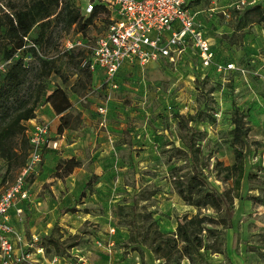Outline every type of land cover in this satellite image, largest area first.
I'll use <instances>...</instances> for the list:
<instances>
[{
  "label": "rangeland",
  "instance_id": "374dc122",
  "mask_svg": "<svg viewBox=\"0 0 264 264\" xmlns=\"http://www.w3.org/2000/svg\"><path fill=\"white\" fill-rule=\"evenodd\" d=\"M35 1L0 0V49H13L11 39L5 35V13H14ZM66 3L86 13L88 0H61L50 20L47 39L26 66L20 94L0 111V130L19 103L31 99L39 85H46L47 93L60 86L72 102V123L63 133L58 127L53 130L54 139L59 140L57 152L73 155L76 152L72 144L79 141L78 137L86 139L81 153L89 166L87 171L75 169L66 178H56L57 164L68 159L56 156V166L29 176L30 207L15 219L24 245H43L46 253L50 249L48 253L56 255L54 247L43 239L53 232L65 241L64 245L75 241L73 236L78 237L75 247L63 251L68 261H76L73 253L79 251L94 264H193L186 257L180 258L177 246L163 244L160 253L151 246L156 228L169 235L180 219L199 212L182 199L175 184L176 175L191 171L186 145L191 136L200 149L199 167L220 191L231 184V180H221L220 175L224 166L235 162V147L245 156V175L241 197L234 201L233 225L220 233L224 253L201 249L204 258L196 256L195 264H264V24L247 12L255 4L264 5V0H192L200 22L230 52L236 65L235 71L223 74L222 84L212 79L199 81L193 72L176 70L169 62L167 67L136 68L124 74L105 115L96 109L105 101V95L94 90L93 79L81 64L84 51H63L67 39L85 35L94 40L104 33L108 23L101 14L85 33L77 32L76 24L69 27L66 23ZM37 31L33 30V37ZM44 56L56 63L49 75L42 66ZM47 103L46 96H42L37 110ZM54 114L60 124L59 115ZM236 118L243 119L247 136L235 146ZM28 130L30 127L7 141L8 159L0 157V194L14 182L27 161ZM96 162L100 166L95 193L87 192L83 197V183L91 177V166ZM202 213L215 214L212 208H203ZM33 257L38 259L36 254Z\"/></svg>",
  "mask_w": 264,
  "mask_h": 264
},
{
  "label": "trees",
  "instance_id": "16d2710c",
  "mask_svg": "<svg viewBox=\"0 0 264 264\" xmlns=\"http://www.w3.org/2000/svg\"><path fill=\"white\" fill-rule=\"evenodd\" d=\"M60 4L61 0H36L29 7L16 10L14 13H5V35L11 39L13 49L10 52L2 48L0 49L1 58H12L8 71L3 76H0V111L20 94L25 81L24 75L26 66H28L32 60H25V57L29 54L34 57V52L37 51L33 46H29V44L35 43L40 47V44L47 39V30L51 22L50 20L52 16L57 13ZM247 12L253 13L254 16L257 17V22L264 24V5L260 3L255 4L250 7ZM64 13L67 25L70 27L76 24L79 28L77 32L81 33H85L94 19L101 14L105 16L104 19L107 23L110 16L106 5L98 1L94 3L92 11L84 12L86 15H84L79 8H73L70 3L64 5ZM83 17L85 20L82 23ZM35 28H38V31L35 37H33L32 32ZM19 50V55L15 56ZM76 50L77 49H74L66 53H72ZM42 66L45 73L49 75L56 68V63L53 58L44 56L42 57ZM85 70L91 76L89 69L85 68ZM57 72H60V70L57 69ZM196 76L197 80H202L200 78L201 75L197 74ZM212 76L215 78L214 81L216 83L222 84L221 79L216 78L214 73L207 74L204 80L207 81ZM45 89L46 85H39L36 92L32 94L31 99L21 101L11 118L7 121V124L0 130V157L8 159L10 153L7 146L8 139L17 132H26L27 126L25 121L36 117L37 107L44 95L46 96V102H49L55 112L60 116L59 133H63L64 130L71 125L72 116L69 110L72 106V102L67 91L60 86L50 93H47ZM180 120L182 121L181 118ZM234 125L233 143L236 146L238 143L245 140L247 128L242 118H236L234 120ZM186 142L192 168L188 173L176 175L175 184L177 192L182 199L188 204L197 207L199 212L193 216H185L180 219L177 223L176 230L169 235H166L156 228L152 233L151 246H153L154 251L157 253H160L164 248L163 244L169 247L177 246L181 253L180 258L186 257L195 264L196 256L204 258L201 254V249L213 253H224V237L220 233H222L224 229L231 228L233 225L234 201L236 198L241 197L240 190L245 175V156L243 151L236 146L234 151L235 162L232 165L224 166L223 168L225 171L220 175L221 180L224 182H229L231 180V184L224 191H220L209 182L208 176L204 173V170L199 167L198 152L200 149L195 147L192 137H188ZM81 164L82 161L76 157L62 159L56 166L54 176L60 178L67 177L72 174L77 167L81 166ZM176 168L177 167L173 170L176 171ZM97 178L98 175H92L81 191V196L84 197L87 192L94 191V183L97 181ZM26 202L27 201L22 204L24 212L27 208ZM203 208H212L215 214H204L202 213ZM72 209L73 207L68 210ZM14 214H16V212L13 210L12 217H14ZM77 238V236H73L75 241H72L68 245H64L65 241H62L61 237L56 236L53 232L43 237L48 245L54 247L55 254L60 256H66L65 253L63 254V251L67 248H73L79 243ZM179 243H181V245H179ZM49 250L50 249H48V252ZM176 261H179V259Z\"/></svg>",
  "mask_w": 264,
  "mask_h": 264
},
{
  "label": "built area",
  "instance_id": "2783aa9c",
  "mask_svg": "<svg viewBox=\"0 0 264 264\" xmlns=\"http://www.w3.org/2000/svg\"><path fill=\"white\" fill-rule=\"evenodd\" d=\"M96 1L104 3L110 13L107 29L94 40L85 35L67 39L63 52L83 50L82 67L90 71L100 68L103 72L99 88H118V72L128 62L145 67L165 58V63L175 66L189 48L197 55L192 71L195 76L201 75V79L214 73L216 78L223 80V74L236 70L234 62L217 58L213 43L188 0H88L87 12L92 11ZM29 46L40 50L35 43ZM19 53L20 50L15 56ZM32 58L29 54L25 60ZM11 61L12 58L0 57V76L8 71ZM209 79L215 80L213 76ZM108 100L106 98L97 108L101 115L108 113ZM49 135L50 124L47 122H37L33 129L30 128L27 161L14 182L0 194V264H94L79 251L73 253L76 261H68L64 256L46 253L42 245H24L23 235L12 223V211L18 216L24 214L22 204L30 200L28 178L43 160V150L51 142ZM53 146L57 143L54 142ZM100 245L110 250V246L102 242ZM34 254L38 259L33 257Z\"/></svg>",
  "mask_w": 264,
  "mask_h": 264
},
{
  "label": "crops",
  "instance_id": "0c3cea01",
  "mask_svg": "<svg viewBox=\"0 0 264 264\" xmlns=\"http://www.w3.org/2000/svg\"><path fill=\"white\" fill-rule=\"evenodd\" d=\"M188 1H189L190 8L192 9L193 12L196 13V18L200 22L199 17H198L199 11L194 10L193 7L191 6L192 0H188ZM201 24H202L204 30L207 32V35L210 37V39H211V41L213 43V49H214V51L216 53L217 58L220 59L221 61H224V62L232 61V59L229 57L230 52L228 50L223 49L222 46H221V43L211 34V32L203 25V23H201ZM196 58H197L196 51H194L193 49L189 48L182 55V58L179 60V62L174 67L176 68V70L189 71L190 73H192L193 72L192 71V67H194V65H196V63H195ZM165 62H166V59L164 58V59H160V60L155 61V62H151L150 64H148L145 67H150V66H154V67L164 66V67H167L166 65H168V64H166ZM171 66H173V65H171ZM145 67H142L139 64L132 63V62H128V63L124 64L123 67L118 72V75H117L118 88H115V89L114 88H110V87L99 88V84L102 82L103 77H104L103 76V72H102V70L100 68H97L94 71H90L89 70V72L91 73V78L93 79V84H94L93 86H95L94 90H99L100 92H102L105 95V98H109V100H108V102H109L110 99H111L112 93H114L115 91L119 90V88L121 87L122 82H123L122 79H123L125 73H127L129 71H133L136 68H143L144 69ZM102 102H104V101H102ZM98 106H97V108H98ZM54 111H53L52 105L48 102L45 106H42L41 109H38L36 111V117L25 121L26 126L30 127L31 129L34 128V125L37 122H47V123L50 124V135L49 136H50L51 142H50V144L48 146H46L44 148V150H43V160L40 163V165L37 167V170L35 171V173H32V174H39L40 171H42V169H44L45 172L49 171V169L53 165L56 166L55 157L56 156L62 157L64 155L68 156V158L75 157V155H76L77 159L83 161L81 166L77 167L76 169L85 168V169H82V170L87 171V168H88L89 164H88V161H85L83 159L84 156L81 153L84 150L83 142L86 139H82V138L78 137L79 141H77V142L72 144L74 146L73 148H74V150L76 152V153H73V155H72V153H70L68 151L66 153L61 154V155L58 154L57 149L59 148V140L54 139L55 134L53 133V130L55 128L59 127V123H58L59 120H58L57 116L54 114ZM59 118H60V116H59ZM54 142L57 143V146H55V147L53 146ZM77 148H79L78 153H77ZM96 156H98V154H96ZM95 164L96 165L91 166V168L93 169L91 171V173H90L91 177L94 174H96V175L99 174L97 169H98V167L100 165H99L98 162H96ZM56 178H60V177H56ZM86 183H87V181H84L83 184H86ZM29 187H30V192H31L32 190H31L30 182H29ZM83 189H84V187H83ZM91 193H95V192L93 191ZM30 200H31V197H30ZM30 200L26 202L27 208L30 207ZM18 218H19V216L14 214V217H11V220H12V223H14L15 226L17 227V229L19 230V228L17 226V223L15 222V219H18ZM219 260H221V259H219Z\"/></svg>",
  "mask_w": 264,
  "mask_h": 264
}]
</instances>
